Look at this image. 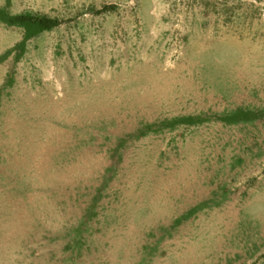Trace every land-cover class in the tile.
<instances>
[{
  "label": "rangeland",
  "instance_id": "obj_1",
  "mask_svg": "<svg viewBox=\"0 0 264 264\" xmlns=\"http://www.w3.org/2000/svg\"><path fill=\"white\" fill-rule=\"evenodd\" d=\"M0 34V264H264V0H0ZM228 38L253 81L204 97ZM136 87L163 109L84 128ZM68 140L93 150L46 168Z\"/></svg>",
  "mask_w": 264,
  "mask_h": 264
},
{
  "label": "bare ground",
  "instance_id": "obj_2",
  "mask_svg": "<svg viewBox=\"0 0 264 264\" xmlns=\"http://www.w3.org/2000/svg\"><path fill=\"white\" fill-rule=\"evenodd\" d=\"M2 39L3 37L0 34V43L3 41ZM225 43L231 45L236 50V56L232 57L230 60L223 63L212 62L210 64H205L202 70V73L205 75H211V77L213 76L215 78L220 77L221 80L223 81L221 83L223 91L216 90L215 87H212V90L206 91L207 93L206 95L205 94L203 95L204 97L212 98L220 95H231L235 97L237 94H239L243 80H248L249 82L253 81L251 76L252 75L251 71L252 69H254V67H253V62H251V60L248 58L247 55L248 50L246 47V43L243 41L242 42L237 41L232 38H228L225 41ZM231 52L233 53V51ZM150 72L151 74L156 73L155 71H153V69H150L149 67L146 66L133 67V69H131L129 72L130 76L128 78V81H133V80L137 81L139 79L141 80L144 77H148ZM138 87L128 88L127 91H125L122 94V98H123L122 101H120L118 104L115 103L114 104L115 106L112 107L111 109L107 108L104 114L100 115V113H98L97 116L95 117L92 116L91 125L89 126L87 125L84 128L92 132L93 130H100L103 131L104 133L113 132L116 136H118L127 130H134L136 128V121L140 117H146L163 109L160 106L154 105L153 102H152L153 105L149 104L148 101L145 99L144 95L143 94L141 95V93H139L140 89ZM158 87L160 86L158 85ZM158 91L160 90H157V92ZM148 96L150 97V94ZM98 98H99L98 99L99 102L107 101V98L103 95L99 96ZM160 100H162V102H160L162 103L161 105H167L169 107L173 104V101L170 98H168L166 94L164 96V93H162V97L160 98ZM110 144H112V142H110ZM198 144H200L198 137L192 136L190 138L188 148L192 151L198 150ZM56 147H57L56 150H54L51 153V156L47 158V160L45 161V163H47L46 168H52V169H58L62 167L68 168L80 158V155H78L79 152L87 153L93 150V146H91L90 149H88L86 146H84V144L79 143L78 145L77 142L72 140L69 141V143L66 145L65 148L62 147V143L60 145L56 144ZM154 154H156V152L147 150L142 152V157L146 159L144 155H147L148 158H152V160L153 159L156 160V156H154ZM147 163L149 164V167H153L156 169V163L154 162V160Z\"/></svg>",
  "mask_w": 264,
  "mask_h": 264
},
{
  "label": "trees",
  "instance_id": "obj_3",
  "mask_svg": "<svg viewBox=\"0 0 264 264\" xmlns=\"http://www.w3.org/2000/svg\"><path fill=\"white\" fill-rule=\"evenodd\" d=\"M11 23L30 24L37 26L38 29L51 28L55 22L48 18H37L31 15H18L9 19Z\"/></svg>",
  "mask_w": 264,
  "mask_h": 264
}]
</instances>
